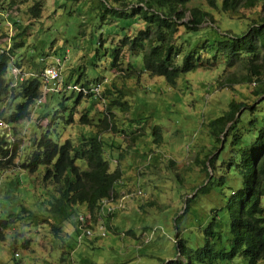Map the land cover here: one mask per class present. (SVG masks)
Segmentation results:
<instances>
[{
  "label": "rangeland",
  "instance_id": "1",
  "mask_svg": "<svg viewBox=\"0 0 264 264\" xmlns=\"http://www.w3.org/2000/svg\"><path fill=\"white\" fill-rule=\"evenodd\" d=\"M35 1L28 0L18 10L19 19L28 24L24 38L18 36L26 42L25 51L16 52L22 55L17 61L25 67L23 70L40 75L43 70L40 68L54 64L58 57L63 58L68 52L62 67L64 78L76 83L83 76L82 82L100 84L98 94L102 93L103 99L101 102L93 97H79L73 90H63L59 93L67 108L63 112L56 94L46 93V97H40L32 108L28 120L5 130L12 143L21 142L18 158L5 162L8 163L6 167L11 168L2 170L3 166L0 167V219L14 214V223L4 231V238H0V264H164L180 256L176 244L178 230L191 248H198L203 242L204 228L214 215L213 210L224 207L226 200L221 189H215L210 195H199L194 202L188 203L205 179L195 159L205 158L213 147L210 122L223 115L233 100L253 104L255 85H230L232 73L242 76L245 72L225 70L221 66L182 75L177 87L173 88L164 78L143 72L142 58L133 57L128 49L122 51L115 69L112 50L121 39L133 37L146 28L140 16L104 19L101 1L111 8L118 6L116 0H47L42 17L36 22L28 19L25 13ZM118 1L128 4L125 8L143 7L139 0ZM196 7L210 12L213 18L192 34L193 40H200L201 44L209 37H216V33L230 37L242 35L264 18V1L259 7L240 9L236 14L214 10L206 0H192L187 5L188 10ZM3 8L8 9L7 0L3 3L0 0V10ZM191 19L189 11L181 22ZM10 33L13 34V29ZM177 37L182 46L176 49L183 50L179 57L182 58L190 42L185 41L188 36L184 28L179 30ZM10 44L12 48L13 39ZM41 58L45 59L42 65ZM11 77L8 74L7 81L13 88L16 86L10 83ZM119 99L129 104V110L118 107L111 111L115 128L103 134V140L108 143L106 158L112 170L116 169L115 160L120 157L134 162L125 168V193L132 195L141 191L142 194L128 198L118 212L106 220V237L97 231L96 237L87 240L88 243L78 245L79 219L60 223V217L51 214L50 201L56 194L55 187L51 181L45 183L40 173L29 174L23 170L21 159L36 149L35 142L45 132H51L60 141L72 139L76 143L82 139V133L99 134L100 119H104L107 107ZM18 102L0 101V121L7 122L6 118L12 115ZM70 112L73 113L71 117ZM84 114H89L96 122V128L80 124ZM155 127L161 128L163 135L159 145L154 142ZM112 154L114 159L109 158ZM151 154L153 157L144 161V157ZM77 164L87 169L83 160ZM78 209L79 217L87 212L84 205ZM186 209L187 213L177 222ZM227 238L224 233V242ZM245 263L241 257L232 262H219Z\"/></svg>",
  "mask_w": 264,
  "mask_h": 264
},
{
  "label": "trees",
  "instance_id": "2",
  "mask_svg": "<svg viewBox=\"0 0 264 264\" xmlns=\"http://www.w3.org/2000/svg\"><path fill=\"white\" fill-rule=\"evenodd\" d=\"M46 1L37 0L28 7L25 10L28 19L36 22L41 19ZM191 1L139 0L143 7L132 8H125L128 4L118 0L115 3L119 7L110 8L104 3L105 1H101L100 8L104 19L109 16L126 19L140 16L146 27L137 35L126 36L120 40L112 50V66L115 69L119 66L122 51L128 49L133 57L142 58L143 72L152 77L164 78L173 88L177 87L182 75L199 69L214 70L221 66H224L225 70L241 69L245 72L242 76H239L237 72L232 73L230 85H255L253 104L248 101L233 100L223 115L210 122V134L214 138L213 147L204 156L205 158L196 157L195 159L196 166L204 174L205 179L201 181L203 186L196 189L198 192L188 199V203L194 202L199 195L207 196L215 189H221L220 193L226 200V205L221 209L213 210L214 215L204 228L203 242L198 248H191L188 242L181 238V231L178 230L179 238L176 244L180 256L175 261L164 264H219V262H232L238 257L243 258L246 261L245 264H260L264 262V206L262 205V197H264V18H261L258 25H251L250 29L242 35L230 37L216 33V37H209L201 44L200 40H193L192 34L213 18L210 12L198 7L188 10L187 5ZM263 1L222 0L220 4V0H206L211 8L221 10L225 14H236L244 8L254 9ZM7 2L8 9H3L11 11L13 15L11 26L14 45L10 54L15 57L17 65L24 69L25 67L23 68L17 61L21 54L17 55L16 52L25 51L26 42L23 38L28 31V24L25 20L19 19L18 10L28 0H7ZM189 11L192 19L181 22ZM7 23L0 15V44L4 38L10 36ZM23 26L26 27L23 28ZM181 28L185 29V34L188 36L185 41H189L190 46L188 52L179 58L183 54L182 49H176L182 46L177 37ZM20 35L23 38H18ZM101 45L103 46V42ZM66 56L68 52L65 53V57L58 58L64 60ZM10 62L8 55L0 54V101L5 99L19 101L12 115L6 118L7 122L0 121V167L3 166L2 170L11 168L6 167L8 163L5 162L18 158L19 142H21L12 143L5 130L11 128L13 124L18 125L28 120L32 108L42 97V82L39 78L30 79L13 88L9 85L7 76ZM40 62L42 65L45 59L41 58ZM52 65L46 64L43 67ZM43 67L40 69L42 70ZM82 77L76 83L83 87L100 85L96 83L89 85L90 81L82 82ZM64 80L68 85V80L65 78ZM54 96L59 100L63 112L66 111L62 95ZM82 96L84 95L79 94V97ZM84 97H93L101 102L103 99L102 93L100 95L95 92ZM118 107L123 111L129 110L128 103H122L120 99L113 101L107 107L104 119H100L101 123L97 125L101 129L99 134L82 133V139L76 143L72 139L60 141L51 132H45L35 142L36 149L21 159L23 170L29 174L40 173L45 183L52 182L56 194L50 201V212L60 217V223L74 218L78 220V207L83 205L87 207V212L80 216H87V222L90 224L97 222L103 208L102 202L116 194V186L124 178L123 163L129 166V161L123 159L124 157L118 158L115 160L117 167L112 170L110 161L106 158L108 143L103 140V134L115 128L111 111ZM72 115L73 113L70 112V117ZM80 124L84 127L96 128V122L89 117V114L81 117ZM153 135L154 142L159 145L163 140L161 128L155 127ZM109 158L114 159L113 154ZM144 159L147 161L148 157ZM79 160L87 164V169L84 170L77 164ZM131 164L134 162H130ZM28 173L23 174L29 177ZM133 196L140 197L136 192L127 198L131 199ZM187 211L188 209L176 221L179 222ZM13 216L14 214H9L8 217L0 219L1 239L4 238V231L9 230L14 223ZM77 226L80 229L81 223L79 222ZM224 233L228 235L225 242ZM78 235V245L92 240L84 239L80 243ZM220 244L222 246H219ZM24 247L28 248L27 244Z\"/></svg>",
  "mask_w": 264,
  "mask_h": 264
},
{
  "label": "built area",
  "instance_id": "3",
  "mask_svg": "<svg viewBox=\"0 0 264 264\" xmlns=\"http://www.w3.org/2000/svg\"><path fill=\"white\" fill-rule=\"evenodd\" d=\"M0 14L8 21L9 18H12V12L11 11H5L0 10ZM8 26H10V32H12V26L11 22L8 21ZM10 41H12V33H10V36L8 37V43L7 45L0 44V53L6 54L8 56H11L10 49L11 44ZM66 62V58L62 60L61 58H57L55 63L52 66H48L43 68L41 71V74L38 75L35 72H28L26 70H23L15 63V58L11 56V65L9 67V74L12 76V84L14 86H17L19 84L25 83L26 81L30 79H40L42 82V90L44 92V95L42 97H46V93L48 94H59L63 90L64 91H71L73 90L77 94H83L84 96H89L91 93L95 92L98 94L99 92V86H89V87H83L80 84L77 83H69L66 85V82L62 75V67L64 63ZM47 94V95H48ZM42 103V101H40ZM150 159V158H149ZM138 194L141 195L142 192L138 191ZM128 196H124L122 198H116L115 195H112L110 199L104 200L102 202V211L99 215V220L97 222H94L93 224L88 223L87 216H80L79 222L81 223L80 227V234L79 236V242L81 243L84 239H92L96 236V232L99 231L100 235L102 237H106L108 234V229L106 225V220L115 215L122 204L126 202ZM96 223H98L96 225Z\"/></svg>",
  "mask_w": 264,
  "mask_h": 264
},
{
  "label": "crops",
  "instance_id": "4",
  "mask_svg": "<svg viewBox=\"0 0 264 264\" xmlns=\"http://www.w3.org/2000/svg\"><path fill=\"white\" fill-rule=\"evenodd\" d=\"M158 151H160V150H158ZM157 153H159V152H157ZM152 155V154H151ZM129 166H130V162H129ZM124 167V168H123ZM127 166H125V164L123 163V166H122V171H123V173H124V178H123V180L120 182V184H118L117 186H116V193H118V194H122V195H120L118 198H122L123 196H129L128 194H126L125 193V190H126V187H125V185H126V182H125V180L127 179V177L125 178V175H126V168ZM130 178V177H129ZM128 178V179H129ZM128 199V198H127Z\"/></svg>",
  "mask_w": 264,
  "mask_h": 264
},
{
  "label": "clouds",
  "instance_id": "5",
  "mask_svg": "<svg viewBox=\"0 0 264 264\" xmlns=\"http://www.w3.org/2000/svg\"><path fill=\"white\" fill-rule=\"evenodd\" d=\"M0 15H1V14H0ZM3 18H4V17H3ZM4 19H5V18H4ZM5 20H6V19H5ZM6 21H7V20H6ZM8 21L11 22V18H9ZM8 21H7V22H8ZM7 25H8V23H7ZM4 39H5V38H4ZM4 39H3V40H4ZM6 39H8V37H7ZM3 40H2V41H3ZM10 42H11V41H10ZM2 43H3V44H2ZM2 43H1L2 45H4V44L7 45L6 43H8V42H6V43L2 42ZM0 54H1V53H0ZM11 56H12V55H11ZM11 56H9V57H10V60H11ZM12 57H14V56H12ZM14 58H15V57H14ZM15 63H16V59H15ZM16 64H17V63H16ZM10 65H11V62H10ZM10 65H9V67H10ZM20 68H21V67H20ZM8 74H9V70H8ZM10 83H12L11 78H10ZM17 86H18V85H17ZM152 157H153V155H149L148 159H149V158H152ZM128 195H129V194H128ZM115 196H116V198H118V196H117L116 194H115ZM123 197H124V196H123ZM113 216H114V215H113ZM95 237H96V236H95Z\"/></svg>",
  "mask_w": 264,
  "mask_h": 264
}]
</instances>
